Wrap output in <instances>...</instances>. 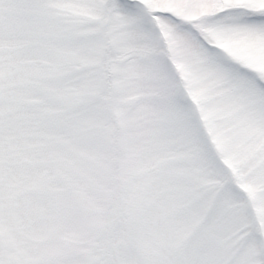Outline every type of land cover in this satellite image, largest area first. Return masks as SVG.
<instances>
[{
  "label": "snow or ice",
  "instance_id": "obj_1",
  "mask_svg": "<svg viewBox=\"0 0 264 264\" xmlns=\"http://www.w3.org/2000/svg\"><path fill=\"white\" fill-rule=\"evenodd\" d=\"M0 264H264V0H0Z\"/></svg>",
  "mask_w": 264,
  "mask_h": 264
}]
</instances>
